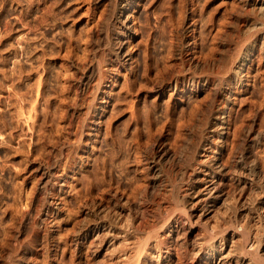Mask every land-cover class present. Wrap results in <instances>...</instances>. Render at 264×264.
Masks as SVG:
<instances>
[{"label": "rangeland", "instance_id": "obj_1", "mask_svg": "<svg viewBox=\"0 0 264 264\" xmlns=\"http://www.w3.org/2000/svg\"><path fill=\"white\" fill-rule=\"evenodd\" d=\"M118 2V0H0V248L2 247L0 264L103 263L102 257L94 253L95 246L90 240L78 248L73 245L71 229L79 220L80 213L77 211L78 204L72 196L75 191L71 186H67L61 195L63 208L56 217V224L51 227L54 228V238L49 235L48 228H45L40 218L33 213L36 198L44 191L38 190L36 168L44 165L47 159L51 162L58 159L64 161L65 158L64 156L62 158L59 150L63 148L62 150L66 149L63 152H67V147L75 148L79 144L82 146L83 142L77 141V136L81 132H83L81 140H86L89 136L91 142L86 146L88 163L85 166L79 165L77 176L75 175L76 179L81 178L80 181H75L76 190H80V194L83 193L82 195L90 200L107 201L101 193L103 182L101 177L104 176L97 166L106 159L115 180L114 190H117L119 197L124 200L130 199L134 207L132 213H135L136 217L142 216L140 208L142 205L157 210L165 199L170 204L169 210L172 212L169 213L176 216L171 224L183 232V247L172 245L169 247L168 231L162 230L157 235L159 238L156 236L158 248L146 246L144 250V253L149 251L154 257L152 261L148 259L147 264H204L205 255L196 256L190 247L189 243L194 239L190 233L191 227L196 226V230L205 241L203 249L208 251L211 244L220 247L221 241L231 238L238 240L248 225L252 227V235L256 241L254 244L242 241L244 255L252 257L253 254L256 256L258 254L264 263L262 249L264 215L260 210L246 212L239 208L246 196L255 203L264 199V53L259 49L248 52V55L245 53L247 61L243 76L236 79L238 84L234 86L226 112L228 130L222 141H217V150L220 152L222 149L220 152L222 155L220 153L219 155L223 162L229 164L237 156L238 158L241 156L242 161L247 162L248 166L256 162V172L249 175L253 180L246 192L235 188L231 181L225 185L226 196L232 199L230 202L233 205L232 209L221 207L219 217H210V214L206 217L208 220L204 219L201 224L194 223L193 220L191 223L185 218V214H182L185 209L180 200L186 176L182 178L173 174L174 165L170 163L173 162L170 159L165 160L166 165L171 168L170 172L172 171L164 175L167 190L163 188L161 192H157L156 189H149L147 200L142 201V204L139 202L140 197H136L137 199L134 197L136 200L131 197V190L139 181L143 167L135 161L137 143L144 150L151 147L152 141L157 139L155 145L157 150L166 149L171 154L179 153L186 150L194 136V138H198L199 135L206 136L215 114L216 81L203 84V79L198 84L187 85L188 87L185 86L178 91H173V86H168L162 81V78L166 79L170 73L176 74L180 70L181 56L178 50H182L181 55L185 59H188L190 54H194L195 59L201 62L211 57L217 64L216 67L221 66L229 57L234 64L239 53L236 51L239 39L244 42L250 34L247 23L252 15L245 13V9L235 0H139L134 9L137 30L130 40L132 58L126 68L121 66L116 71L110 68L111 64L119 62L114 54L115 42L119 36ZM237 36L242 38L238 39ZM188 41L192 43L186 45ZM100 65L107 77L104 81V85L107 86L104 88L111 91L107 97L109 102L101 110L99 119L93 122L94 105H100L101 94L98 93L91 100V109L83 122L81 119L87 104L78 94L76 87L81 74L86 70L88 73L91 68ZM178 119L181 122L184 120V124ZM96 125L100 127L98 132L94 133L93 128ZM108 127L111 129L109 135ZM176 133L177 135L182 133L179 140ZM106 157H112L114 160L110 161ZM96 166L97 172L101 175L96 172ZM99 177L101 181L97 179ZM117 185L120 186L119 189H116ZM44 195H41V200ZM156 214L155 218L153 217L154 221L159 215ZM158 217L156 221L161 215ZM207 236L209 238H206ZM40 246H46L48 250L45 251L46 247L43 249ZM250 248L253 249L250 251ZM158 253L161 254L160 258L157 256Z\"/></svg>", "mask_w": 264, "mask_h": 264}, {"label": "bare ground", "instance_id": "obj_2", "mask_svg": "<svg viewBox=\"0 0 264 264\" xmlns=\"http://www.w3.org/2000/svg\"><path fill=\"white\" fill-rule=\"evenodd\" d=\"M118 1H119L118 2L119 3V9H118V14H117V16H118L117 17V22H118L117 27H118L119 31L118 30L117 31H118L119 36L117 38V42L114 41L116 43V45L114 46V47H116L114 54L116 55L119 62L116 64H111V68H110V69H114L116 71L121 66L125 67L128 64V61H130V59L132 58V48L130 47L132 44H131L130 40H131L132 36L134 35V32L137 30V28L135 26V22H134L135 21V14H134L135 10L134 9H135L136 5L139 4V0H118ZM235 1L245 9V11H244L245 13H248L250 16L251 15L252 16L250 17V20L247 23L248 29L250 31V32L248 31L250 33L249 36L246 35V36H248L247 39L243 42L242 39H239V38H242V36L241 37L237 36L239 39V43L237 41H236V43L239 44V47L236 51L239 53L234 51L237 53V56L235 57L236 61H234V64L232 63L233 60L229 57L228 59L226 58L223 63H221V66L218 65L216 67L217 64L215 63V61L213 59H211V57L210 58L208 57L206 59V61L204 59L203 60L204 62H201V61H198L195 59L194 54L193 55L190 54V57H188V59H185V57H182V55H181V54H183L182 50H178V51H180V56H181L180 63L178 62L180 70H178V73H176V74L170 73V75H167L166 79L161 77L162 81H164L165 84H167L168 86H173V91H178L179 89H181L187 85L192 86L196 83L198 84L203 79H204L203 84H205V82H208V81H216L217 82V89H215L216 92L213 91V92H215L214 97L217 99L216 100L217 104L215 106V114L213 116V119L210 121L209 131L207 132L206 136L202 137V135H199L198 138L196 137L197 139L194 138L195 137L194 136L190 142V145L186 148V150L180 151L179 153L175 152L174 154H176V155L171 154L166 149H164V150L162 149L160 151L157 150L155 147L157 139L155 141H152L151 147L145 146L146 148L144 150H142V148H141L142 146L140 147V144L137 143L138 141L136 142L137 145H136V149H135L136 150L135 161L137 163H140L139 165H141V167L142 166L143 167L141 170L140 179L137 182L138 184L136 183V185H135L133 183L135 185V187H133V189L131 190V197H133L132 199L136 200L137 198L140 197L141 201H139V202H140V204H142V201L144 202L147 200L146 196H147V192H149V189H153V190L156 189L157 192H159V191L161 192V190L163 188L166 189V187H165V185H166L165 179L166 178L164 177V175L169 173L171 168L166 165L167 161H165V160L169 161V159H170L171 161H173L170 163L174 165V167H172V165H171V167L173 168L172 171H175V172H173V174L175 173L176 175H180L182 178L184 176H186V179L184 180L185 184H183V185H185L184 191H183V194L181 195L182 197H180L181 198L180 200H182V205L184 206V209H185V211L182 214H185V216H186L185 218L189 219L191 221V223L193 220L194 223L201 224V222L203 223L204 219H207L206 217L209 216L210 214H211L210 217H213V216L219 217L220 215L218 216V214L220 212L219 209L221 207H224L225 209H228V210L232 209L233 205L230 204L232 199L230 200L229 198H227V196H226L227 192L225 190V185L228 183V181H231V182H233V185L235 188H238L242 192H246V190L252 184V180H253V178H250L249 175L251 173H253L254 171L256 172V170H255L256 169V162H253V165L248 166L249 164L246 161L245 162L248 165L242 161V159L240 158L241 156L239 158L237 156V157H234L233 159L231 158L232 160L228 164V163H226V161L223 162V160H221V156L219 155V153L222 151V149L220 152L217 150V147H218L217 141H222V139L224 137L223 135L228 130L227 129L228 128V124H227L228 119H226V112H227V108L229 107V103L231 100L230 97L233 94L232 92H234L233 91L234 86H235V84H238V82L236 83V79H239L240 77L243 76L245 61H247L246 57H245L246 56L245 53H247V55H248V52H250L254 49H259L261 52L264 53V0H235ZM224 33L228 34L225 31H224ZM95 36H97V34ZM175 36L173 38H175ZM179 39H180V37H179ZM179 39H177V41ZM172 42L174 43V41H172ZM195 42H193V43H195ZM190 43H192V42L188 41V42H186V45H189ZM175 44H177V43L175 42ZM199 53H200V51H199ZM170 54H172V53H170ZM205 58H206V56H205ZM201 59H203V58H201ZM112 60H114V59H112ZM187 61L189 63H187ZM231 64H233V65H231ZM101 65L97 68H94L92 66L93 68H91L92 69L91 71H88V73H86L87 72V70H86L85 73L81 74L83 76L80 75V77H79L80 78L79 84L76 87V89L78 91V94L82 97V99H84V103L87 104L86 110H85V112H83L84 115L82 116V119L80 118L81 120H83V122L86 120V117L88 116V113L90 111L89 109H91V107H90L91 100L94 97H96V95L98 93L101 94V99L99 101L100 105L99 106L94 105V108L92 111H94L93 115H94L95 119L93 120V122L97 118L99 119L100 115L102 114L101 110H103L105 107V104H107L109 102L107 97L111 91H108L106 88H104L107 86V85H104V81L107 77H106L105 71L101 67ZM166 65H168V64H166ZM82 66H83V64H82ZM105 69H107V67ZM149 69H151V68H149ZM164 69H165V67H164ZM164 69H163V71H164ZM156 75H158V74H156ZM162 81H161V83H162ZM169 89H170V87H169ZM64 111L65 110H63V112ZM190 116H191V114H190ZM61 117H63V116H61ZM201 117H203V116L201 115ZM69 118H70V116H69ZM202 119H204V117ZM205 119H207V118H205ZM127 121H128V119H127ZM183 121L184 120H182V122L180 121V123H183ZM187 121H188V119H187ZM180 123H179V125H182ZM172 124H174V123H172ZM179 125L177 124V126H179ZM76 126H77V123H76ZM157 126H159V125H157ZM99 127H98V125H96L93 128L94 133L98 132ZM180 127H178V129ZM157 129H158V127H157ZM110 130H111L110 128L107 130L108 135L111 132ZM82 133L83 132H81L79 135L77 134L78 135L77 141H79V142L82 141L83 142L82 146H79L80 145L79 144L75 148L71 147L68 149V147H67V152H63L66 150V149L62 150L63 148H61L59 150V153L62 156V158H63V156L65 158L64 161L61 162L58 159L55 161L53 160L54 162L53 161L51 162L50 160L47 159V161L44 165H40L36 168L37 169V177H38V184H37L38 186L37 187H39L38 190L40 191V190L44 189L43 192H45V193H43L41 191V194L39 196H37L36 203L34 204L33 213H35V215L40 218V221L45 226V228H48L47 231H48L49 235H51V237L54 238V236H53L54 228H51V227H53L56 224V221H55L56 217L60 214V212L63 208V206H61V203L63 202L61 195L65 192L67 186H71L73 188V190L75 191V192H73L72 196H74L73 198H74L75 202L78 204L79 210H77V211L80 213V216H79L80 218L78 217L79 220L77 219L78 221H76V223L73 224L74 226H72V229H71L72 232L69 229L71 234L73 233V238H72L73 245L75 246V248H78L82 244H84L86 241L90 240V243L95 246L94 253L97 256L102 257L101 258V259H103V261L101 260V262H103L102 264H143L146 261H148V259L152 261L154 259V257L152 256V253H149V251H148V253H144V250H146V248H147L146 246H148L149 248H151V247H153V248L157 247L158 248V243L156 242V239L158 237L157 236L158 233H160L162 230L168 231L167 236H168V243L169 244L168 243L167 244L169 247H170V245H172L174 247L175 246H178V247L182 246L183 247V240H184L182 237L183 232L181 231L180 228L171 224L172 219L173 220L176 219L175 218L176 216L174 217V214H170L172 211H170L171 207H170V204L168 203V201H166V199H165L161 204H159V206L157 207V210H152L147 205H142L141 207L139 206L140 208H142L141 212L143 214L141 217H139L140 215L138 217H136L137 215L135 216V213H132V210L134 207L130 203V199L124 200L122 197H119V195L117 194V190H114L115 189V186H114L115 180L113 178V173H112V169L110 167L109 161H107L106 159H104L102 161V164H98L97 166L99 169H101V171L103 173L102 176H104V177L100 176L103 179L102 184L100 183L102 186L101 185L100 186H101L102 196L105 197L107 201H105L104 199L90 200L87 198V196L82 195L83 193L80 194V190L77 189L79 192L76 190L77 184L75 185V181L79 180V179H76L77 167L79 165L85 166L88 163L89 157H88V151L86 150V146H88V144H90V142H91V140H89V138H88L89 136L87 137L86 140L85 139L81 140ZM181 134L182 133L177 135V133H176L177 140L180 139ZM94 136H95V134H94ZM200 136H201V138H200ZM129 137H131V136H129ZM174 138H176V137H174ZM125 141H126V139H125ZM183 141H185V139ZM188 141H190V140H188ZM175 142H177V141L175 140ZM179 143H181V142H179ZM143 152H144V154H143ZM111 154H113V153H111ZM143 155H145V156H143ZM59 158H60V156H59ZM107 159H109L111 161L113 158L111 157V158H107ZM97 166H96V172H97ZM97 173H99V172H97ZM176 175H175V177H176ZM100 177L97 179H100ZM166 177L168 179V176H166ZM251 177H252V175H251ZM95 178H96V176H95ZM176 178H178V176ZM176 178H174V180H176ZM80 180H81V178H80ZM100 181H101V179H100ZM88 182H89V180H88ZM173 183H177V182H173ZM71 187H69V188L71 189ZM119 187L120 186L117 185L116 189H119ZM175 187H176V185H175ZM113 191H116V192H113ZM41 195L42 196L44 195V198L42 199L43 202L41 200V198H42ZM85 195H86V193H85ZM134 197L135 198L137 197V198L135 199ZM243 197H245V196H243ZM65 203H67V202H65ZM177 203H178V201H177ZM239 203H240V201H239ZM239 208H241L242 211H246V212H252V211L260 210L261 214L264 215V199H262L258 203H255L252 199L249 198V196H246V198H244V200L240 203ZM186 209H188L189 211ZM169 211H170V213H169ZM28 213H30V212H28ZM156 213L161 215V218L158 221H156V220L159 218L158 217L159 215H157ZM15 214L13 215L14 217H16ZM20 214H22V213H20ZM155 214L157 215V219L154 221L153 217L155 216ZM179 214H181V212ZM223 216H224V214H223ZM210 217H208V218L210 219ZM235 218H236V216H235ZM75 219L76 218H74V220ZM238 226H240V225L238 224ZM11 229H12V227H11ZM18 229H19V227H18ZM216 230H217V228L215 229V231ZM190 233L193 234L192 236H194V239L193 240L191 239L189 244H190L191 249L193 251H195L194 253L196 254V256L199 257L202 254L207 256V257L203 256L204 258H206L205 262H203L204 264H264L262 261L263 258L261 259L260 256L257 254V252H255L257 254V256L254 255L253 252H250L253 248L252 249L250 248V251L247 250L248 252L253 254L252 257H250L251 255H248V256L244 255V252H243L244 249H242V241L245 240V241L250 242V243L253 242V244L256 241L254 239L255 236L252 235V227L249 225L246 227V230L245 229L243 230V234L240 235V238L237 237L238 240L235 241L231 238L230 240L221 241L220 247L217 245H214V244H211V246H210L208 244V242L206 241L207 245H209V248H210V249L208 248L209 249L208 251H206V250L204 251V249H203V246H204L203 244L205 241H203V239H204L203 236L201 234L199 235L198 230H196V226L191 227ZM64 234H65V232H64ZM47 238H49V237H47ZM206 238H209V237L207 236ZM59 240L61 241L62 239H59ZM160 240H162V239L160 238L159 241ZM212 240H213V238H212ZM63 241H64V238H63ZM164 241H166V240L164 239ZM46 243L48 244V242H46ZM46 246H43V247H46ZM43 247H41V248H43ZM246 249H245V251H246ZM262 249H264V246L262 247ZM44 250L47 251L48 247H46V249H44ZM50 250L51 249H49V251ZM158 250H160V249H158ZM7 255H8V253H7ZM19 255H21V254H19ZM160 255H161L160 253L157 254V256L159 258H160ZM157 256H156V258H157ZM32 257H34V256H32ZM17 258H19V257H17ZM167 258H168V256H167ZM33 259H35V258H33ZM46 263L48 264L49 262H46ZM146 264H147V262H146Z\"/></svg>", "mask_w": 264, "mask_h": 264}]
</instances>
